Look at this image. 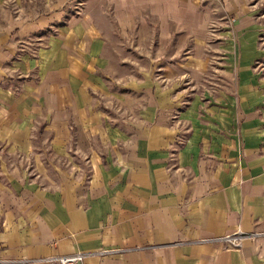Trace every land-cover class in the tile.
I'll use <instances>...</instances> for the list:
<instances>
[{
    "label": "crops",
    "instance_id": "1",
    "mask_svg": "<svg viewBox=\"0 0 264 264\" xmlns=\"http://www.w3.org/2000/svg\"><path fill=\"white\" fill-rule=\"evenodd\" d=\"M84 2L0 0V264H264L248 0ZM105 66L117 121L90 94ZM235 230L256 236L206 241Z\"/></svg>",
    "mask_w": 264,
    "mask_h": 264
},
{
    "label": "rangeland",
    "instance_id": "2",
    "mask_svg": "<svg viewBox=\"0 0 264 264\" xmlns=\"http://www.w3.org/2000/svg\"><path fill=\"white\" fill-rule=\"evenodd\" d=\"M85 5L90 7L92 10L95 9V7H99L101 3H103V0H84ZM249 4V9L248 13L252 17L253 22L255 21V30L256 34L258 33L259 35V43L258 46L260 49L258 50L259 52V57L252 60L250 63L251 68L254 70V74H259L260 79H261V87H264V0H248ZM257 23V24H256ZM113 48V47H112ZM118 44L116 45L115 49L118 50ZM111 63H115V66L117 67L116 64V59L111 60ZM140 63L139 59V54L136 50L133 49V54H132V70L133 72H137L138 66ZM113 70V69H112ZM118 71V70H116ZM101 74V80L105 84V92L104 93H90L96 103V105L99 106L101 111L105 114L108 115L110 118L115 119L114 121L120 120L122 116L124 115V112L121 109H118L116 105H114V99L111 97V95L108 93V90H119V89H124L123 86V81L121 76L115 75L114 77L116 80L113 78V74H108V68L105 66L101 70L98 71ZM212 72V68H210V71L208 75ZM121 78V79H120ZM126 83H128V77L126 76ZM206 78H209L208 76ZM212 78V77H211ZM213 82H217L216 78H212ZM140 83V77L139 75H133L131 76V88H126L127 92L131 96H136L138 93V87ZM113 94V92H112ZM109 96L111 98H109ZM110 100V101H109ZM25 176V179L31 180V173L28 172L27 174H23ZM42 175V174H41ZM48 176H52V174H48ZM6 179V178H5ZM2 178L4 182H7L8 179L5 180ZM38 182L39 179H36Z\"/></svg>",
    "mask_w": 264,
    "mask_h": 264
},
{
    "label": "built area",
    "instance_id": "3",
    "mask_svg": "<svg viewBox=\"0 0 264 264\" xmlns=\"http://www.w3.org/2000/svg\"><path fill=\"white\" fill-rule=\"evenodd\" d=\"M233 18H229V22H232ZM255 232H241L240 230H235L229 234H224L222 236L209 238L206 241L211 243H221L224 246L230 248H239L242 242L246 239H253L255 238ZM82 259V254L80 253H73L69 255H60V256H52L49 258H44L42 260L55 262L56 264H74L75 262H79ZM27 261V260H24Z\"/></svg>",
    "mask_w": 264,
    "mask_h": 264
}]
</instances>
